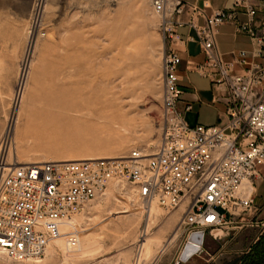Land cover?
Returning a JSON list of instances; mask_svg holds the SVG:
<instances>
[{
	"label": "rangeland",
	"instance_id": "374dc122",
	"mask_svg": "<svg viewBox=\"0 0 264 264\" xmlns=\"http://www.w3.org/2000/svg\"><path fill=\"white\" fill-rule=\"evenodd\" d=\"M159 24L148 0H0L6 165L153 149L162 128L167 43ZM32 112L40 114L25 125ZM184 206L169 212L146 206L133 185L111 182L40 259L14 262L0 254V264H130L142 239L149 244L148 253L142 247L145 262L170 264L181 238L161 250ZM242 242L231 231H207L202 251L179 264H248L252 258L238 250Z\"/></svg>",
	"mask_w": 264,
	"mask_h": 264
},
{
	"label": "built area",
	"instance_id": "2783aa9c",
	"mask_svg": "<svg viewBox=\"0 0 264 264\" xmlns=\"http://www.w3.org/2000/svg\"><path fill=\"white\" fill-rule=\"evenodd\" d=\"M148 1L167 42L159 141L150 151L136 147L119 157L4 165L1 155L0 254L8 260L40 259L62 225L111 182L133 185L143 204L156 203L167 212L185 203L172 233L181 238L172 264L198 255L207 231L252 225L244 216L253 205L255 181L264 178V63L258 61L264 52V0H231L230 7L210 14L181 0ZM238 12L246 19L240 20ZM199 16L201 24L195 20ZM224 23H232L234 32L252 44L251 50L231 51V61L222 58L216 43ZM184 25L195 33L186 40H196L204 55L200 63L187 61V69L208 79L214 101L224 103L223 125H189L184 114L190 104L178 105L183 92L178 48L184 42L178 28ZM133 248L130 264H154L145 262L140 241Z\"/></svg>",
	"mask_w": 264,
	"mask_h": 264
},
{
	"label": "crops",
	"instance_id": "0c3cea01",
	"mask_svg": "<svg viewBox=\"0 0 264 264\" xmlns=\"http://www.w3.org/2000/svg\"><path fill=\"white\" fill-rule=\"evenodd\" d=\"M181 1L194 3L201 8L205 14L228 8L231 5V0ZM237 16L240 20L246 19L245 14L242 12H238ZM187 17L186 14L182 15L183 19H187ZM195 20L199 24L203 22L201 16L197 17ZM178 32L184 40L178 48L181 58L177 67L178 84L183 91L178 105L182 107L188 103L191 106L190 110L185 112L184 118L189 125H223L226 121L224 103L222 101H214L215 91L208 79L201 77L193 70L187 69V61H191L195 64L202 62L204 59L199 43L196 40H186L188 33L193 37L195 33L193 30L188 31L186 25L179 27ZM216 43L225 61H231L233 59L231 54L233 50H251L252 48L251 41L245 34H236L234 32V25L232 23H224L218 27ZM258 61L264 63V52L263 57L259 58ZM240 71L241 69L239 67L235 68V72ZM244 219L251 221L252 225L233 224L227 231H231L234 237L236 236L237 239L239 238V242H241V240H247L246 243L242 242L243 245L240 246L238 250L248 253L251 247L264 234V178L255 181L253 185V205L251 209L246 212ZM248 227H251L250 230H248ZM172 258L173 257L170 259V264H172Z\"/></svg>",
	"mask_w": 264,
	"mask_h": 264
},
{
	"label": "trees",
	"instance_id": "16d2710c",
	"mask_svg": "<svg viewBox=\"0 0 264 264\" xmlns=\"http://www.w3.org/2000/svg\"><path fill=\"white\" fill-rule=\"evenodd\" d=\"M263 254V255H262ZM251 261L248 264H259L260 255L264 256V234L259 238V240L251 247L250 251L246 253Z\"/></svg>",
	"mask_w": 264,
	"mask_h": 264
},
{
	"label": "bare ground",
	"instance_id": "6f19581e",
	"mask_svg": "<svg viewBox=\"0 0 264 264\" xmlns=\"http://www.w3.org/2000/svg\"><path fill=\"white\" fill-rule=\"evenodd\" d=\"M33 36H34V31L32 32V34H31V38H33ZM110 105V104H109ZM39 109V108H38ZM41 111V110H40ZM43 112V111H42ZM39 113V112H38ZM37 113V114H38ZM35 112L33 113L32 112V117L30 118L29 117V119L30 120H28V121H26V123H25V125H27L28 123H30V124H32L36 119H37V115ZM40 114V113H39ZM39 120V119H38ZM20 126H22V125H20ZM7 164V162L6 163H4V165H6ZM17 164V163H16ZM15 164V165H16ZM248 189H250V187H248ZM152 204H150V205H147V206H151ZM73 220V218H71L70 220H68V221H66L63 225H62V227L63 226H65L66 224H68V223H70L71 221ZM61 227V228H62ZM61 230V229H60ZM215 231V230H214ZM174 236H173V234H172V236L169 238V239H167V241H166V243L163 245V246H166L167 247V245L172 241V238H173ZM141 244H142V247H144L145 248V253H148L149 252V244L145 241V240H141V242H140ZM192 243H194L193 241H192ZM165 249V248H164ZM162 252H163V248H162V250H161ZM185 253H188V251H185ZM189 254V253H188ZM187 254V255H188Z\"/></svg>",
	"mask_w": 264,
	"mask_h": 264
}]
</instances>
